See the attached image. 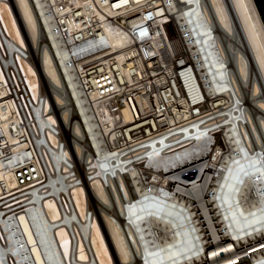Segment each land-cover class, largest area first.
Returning a JSON list of instances; mask_svg holds the SVG:
<instances>
[{"label": "built area", "instance_id": "obj_1", "mask_svg": "<svg viewBox=\"0 0 264 264\" xmlns=\"http://www.w3.org/2000/svg\"><path fill=\"white\" fill-rule=\"evenodd\" d=\"M1 1L7 3L9 0ZM154 1L159 6L153 8L150 3ZM32 2L66 86L65 95L75 109L69 119L80 123L85 145L83 156L79 157L74 147L78 137L73 136L58 116L60 106L51 92L52 85L45 80L44 86L39 76L43 94H39L31 108L34 120L25 121L18 131L9 126L7 139L4 137V116L0 114V200L14 191L22 208L34 211L27 214L33 218L30 219L31 232L41 250L43 244L39 234L47 230V216L36 211L46 200H53L61 217L57 228H64L68 235L73 261L79 246L91 256L89 232L91 217L95 216L90 202L86 216L81 217L75 210L72 198L75 188L87 185L89 201L94 182L110 189L106 180L115 179L119 174L131 184L129 171L136 168L143 150L167 143L185 132L203 142L207 155L214 162L221 156L230 158L235 153L226 152L222 138L225 142L232 140L230 134L241 138L239 126L248 125V115L255 111L249 110L230 81V66L219 47L210 41L206 46L205 39L198 33L197 42L200 40L201 44L193 46L189 42L187 29L179 22L188 18L189 11L185 12L186 17L180 16L178 20L165 0ZM157 9L161 10L160 16ZM161 24L165 25L164 29ZM106 30L122 40L121 49L110 50ZM191 30L197 29L192 26ZM1 43L7 48L3 65L14 69L18 79L22 78V61L31 62L36 70L40 68L37 54L11 44L0 27ZM210 67L211 74L208 73ZM217 73L220 77L213 85L211 80ZM3 89L0 83V90ZM28 92L27 88H12L5 96L10 99ZM1 99L0 109L4 110V98ZM51 99L56 123L49 120L45 106ZM123 109L129 112V122L122 118ZM246 143L242 138L237 146L241 144L247 151ZM256 149L258 151L259 146L256 145ZM191 161L179 165L178 177L184 182L195 181L203 172V166ZM4 169L13 172V190L4 179ZM9 217L4 219V212L0 210V260L3 264H25V258L19 256L27 250L25 233L18 220ZM53 230L47 239L53 248L52 258L64 264ZM245 248L246 245L236 244L238 252ZM14 252L18 253L16 258L7 259ZM262 256L264 254L258 257ZM202 257L205 260V256ZM236 264L259 262L247 256L238 259Z\"/></svg>", "mask_w": 264, "mask_h": 264}, {"label": "bare ground", "instance_id": "obj_2", "mask_svg": "<svg viewBox=\"0 0 264 264\" xmlns=\"http://www.w3.org/2000/svg\"><path fill=\"white\" fill-rule=\"evenodd\" d=\"M166 1L173 8L172 10L176 13V18L178 20L180 16L186 17L185 12L187 11L191 12V14L193 13L194 19H192V15L189 14L191 16H188L187 19L179 21L181 25L185 26V29H187L188 37H190L189 42L192 43L193 46L198 45V42L201 44L200 40L197 42L196 33H198L205 39L206 46L207 41H210V43H214L219 47L222 54H225L224 57L227 58L230 66V81L239 94L243 96L245 102L246 97H244L243 91H245L244 88L246 86L244 87L243 83L248 82L247 79L250 75L249 65L251 64V67L254 66L257 71H255V75L258 81L256 82L255 80V82L253 81L251 83V88L248 90L249 99L247 106L249 110L255 109V112L254 114L248 115V125L245 127L242 125L239 126L238 129L241 131V138L238 136L234 138V136H232L233 134H230L232 140L228 142H225L224 140L226 139L222 138L226 147V152L235 153L230 158L229 156L226 158L221 156L218 161L214 162V159L207 155L208 151L203 142L200 143L198 140L193 139L188 132H185L183 135L170 139L167 143L158 146L152 145L151 149L147 148L143 150V157L137 162L136 168L134 167L129 171V177L132 179L131 184L126 182V177L120 176L119 174L117 175L120 185L119 191H121V194L125 196L128 202H143L145 200L158 202L165 206V209L171 210L174 214L178 215V218L182 220L181 223L185 227L189 238L194 244V248L189 250L188 256L182 257V255L178 254L181 241L178 228H175L170 221L160 215L151 214L148 218V224L150 223L149 230L153 236L154 240H152L154 243H152V245H150V243L147 245V249L153 253L147 261L145 258H139L137 261L134 260L136 257L135 255L132 256L130 245L126 243L124 236L117 228L116 223L112 220V216L110 217L108 214L103 213L107 230L121 262L120 264H206L208 261L209 263L207 264H236L238 259L247 256L253 257L259 264L264 263V256L261 258L258 257L264 254V241L260 242V240H264V227L243 234L240 233L241 235H239L232 225L231 216L229 217L228 212H226V204L222 203V196L229 190L233 179H236L233 176L234 174H232L233 168H236V166L244 160L248 150L254 149L251 140H254V143L257 142L255 146L260 145L264 147V97L262 96L263 99L258 98L262 88L264 90V25L253 0H165V2ZM150 4L153 5V8L154 5L155 7L159 6V3L156 1ZM156 13L160 16L161 10L157 9ZM235 19L239 25V30H241V33H239L240 40L243 46L247 47V51L251 56H247L246 58V55L235 49L234 55H236V52L238 54L234 61L237 69V78L239 80L241 79V85V82L238 79L236 80L233 67L226 53L228 49L233 50L232 46H227L223 51L221 45V38L226 35L232 36L234 34V25H236ZM163 23L165 24V22ZM164 24H161L163 29L165 27ZM190 24H194L197 30H191L192 26ZM0 27L3 34L5 31L10 43H14V46L17 48H28L21 33L24 29L29 36L28 39L31 41L30 43H32L31 48L34 47L38 49V47L41 46L39 47L40 54L38 57L40 68L36 70L31 62L22 61V63H20L22 78L18 79L14 69L7 68L3 65L2 60L7 54V48L3 43L0 45V83L4 86L3 91L0 90V94H3L0 95V99L4 98V110L0 109V114L4 116V137L9 139L7 136V128H9V126L18 131L25 121L34 120L31 108L36 104L39 94H43L39 79V76H41L52 85L51 92L54 95L56 104L61 106V118L65 124H67L68 129L72 131L73 136L78 137V140L74 142L76 153L79 157L83 156L85 145L83 130L80 123H77L73 119H69L70 116L72 118L75 114V109L70 98L68 99L65 95L67 92L66 86L60 76L58 67L53 61L44 26L32 0H13L7 3L0 0ZM211 32L212 35L210 34ZM113 33L114 32L106 30V35L108 36L107 42L111 48L110 50L121 49L123 47L122 40ZM206 38H208V40ZM31 48H28L29 51ZM248 62L250 63L249 65ZM210 71H212V67L209 68V74H211ZM213 78L214 79L209 80L215 85L214 82L217 81L216 78L218 77L213 75ZM237 81H239V83H237ZM20 87L27 88L29 92L23 94V96L16 94L15 98L7 99L5 95L8 90ZM210 87L213 88L212 86ZM247 87L249 86L247 85ZM1 101L2 99L0 102ZM45 106L47 107L48 114L51 113L48 116L49 120L56 123L52 111L50 110L51 106H53L52 100L47 101ZM22 114L27 118H23ZM121 114L123 120L129 122L130 115L128 110L123 109ZM256 121H258V123ZM252 123L255 127L257 123L259 130H255ZM242 138L247 140L245 144L247 151L241 144L237 146V142H240ZM179 139L182 140L179 144L175 145V141ZM160 147L162 148L160 149ZM263 147L262 149L259 148L263 150ZM152 149L153 151L151 152ZM226 152L224 156H226ZM214 158L217 160V157ZM184 161H191V163H197L199 166L204 167V169H202L203 172H200L197 179L193 182H184L178 177V173L181 170V163ZM237 168H239V166ZM235 172L237 171L235 170ZM143 177L145 178L144 181ZM4 179L8 182L11 190H13L15 184L12 170L4 169ZM249 181L248 179H243L231 198L233 207L237 208L239 212H241L240 215L244 216L252 215L260 211L262 207L259 200L260 198L255 197L257 192L253 195L254 191ZM115 182H117V180ZM114 185L110 183V193L112 194V187L113 193L116 195ZM91 190L100 200L101 204L105 206L108 205L109 200L106 195V188L102 183L94 182L91 184ZM86 194L82 186L75 188L72 193L75 210L79 212L81 217L86 216L87 207L89 205ZM224 197L225 196H223V198ZM113 199L115 198L113 197ZM223 202L226 201L224 200ZM43 206L44 209L39 208L40 212L46 214L48 225L50 224V226H52L50 228L48 227V231L50 232L54 229L52 235L53 237L56 236L58 239L61 247L60 253L63 260L62 262L64 264H112L108 249L104 244V236L101 234L100 224L98 225L95 216L93 217L92 215L91 217L89 232V250L92 257L79 246L72 261L68 235L64 228H57L61 217L55 202L53 200H46ZM22 207L23 205L14 191L7 194L4 200H0V210L4 212V219L8 220V218H10L9 216L16 218L21 229L25 233L27 250L22 251V255L19 256L25 258V264H59L52 258L53 248L50 244L48 246L47 238L43 234H39L43 244L42 250L39 246H34L32 240V242L30 241L31 238L27 235L26 227H31V222L24 220L23 223L20 219H25L26 217L28 219L29 216L27 212L31 214L32 210H26ZM236 244H239V246L246 245V248L238 252ZM16 255H18V253L14 252L10 254L7 259L12 261V258H16ZM202 256H205V260ZM0 264H3L1 260Z\"/></svg>", "mask_w": 264, "mask_h": 264}, {"label": "rangeland", "instance_id": "obj_3", "mask_svg": "<svg viewBox=\"0 0 264 264\" xmlns=\"http://www.w3.org/2000/svg\"><path fill=\"white\" fill-rule=\"evenodd\" d=\"M9 1H13V0H9ZM228 3H229V1H228ZM229 6H230V4H229ZM191 15H189V16H191ZM235 22H236V25H234V34L232 36L226 35L225 37L221 38V45H222L223 51L227 48V46H232L233 50L228 49V50H226V53L230 59V64L233 67V72H234V75L236 76V80H237L238 76L236 73L237 69L235 66L234 59L236 60L235 57L238 53L236 52V55H234L235 49L240 51L242 54L246 55L245 56L246 58H247V56H249V57H251V56H250L249 52L247 51V47L243 46V43L240 40L239 33H241L240 32L241 30H239L240 28H239V25H238L236 19H235ZM192 23H193V21H192ZM190 25L193 27L195 26L194 24H190ZM237 26H238V28H237ZM237 30H239V31H237ZM20 31H21V29H20ZM21 33H22L24 42L26 43L28 48H31L32 43H30L31 41L28 39L29 36L27 35V32L25 31V29ZM206 39L208 40V38H206ZM208 44H210L209 41H207V46H208ZM39 47H41V46H39ZM39 47H38L39 50L34 48V47L30 49L31 53L35 52L38 57L40 54V48ZM224 56H225V54H224ZM249 64L250 63L248 62V65ZM249 67L248 68H249V74L250 75L247 79L248 82L243 83L244 87L245 86L246 87L244 88L245 91H243L244 94L242 93L244 95V97H246L245 98L246 104L248 103V99H249L248 98V90H250V88H251V83L253 81L255 82V80H256V82L258 81L257 76L255 75L256 70H255L254 66L251 67V64H250ZM252 68H254V69H252ZM214 76L220 77V74L217 73ZM41 78H42V83L45 86L47 84V82H46L47 80L45 81V79L43 77H41ZM250 78H252V79H250ZM216 80H217V78H216ZM239 81L241 82V79ZM239 81H237V83H239ZM241 84H242V82L240 83V85ZM247 85L249 87H247ZM46 91H47V87H46ZM260 95H261V97H260ZM258 96H257L258 98L263 99V97H264L263 88H262V91H260ZM52 105L53 106H51L50 110H52V108H54L53 102H52ZM58 111H59L58 116L61 117V113H60L62 111L61 106H60V110H58ZM49 114H51V113H49ZM59 120H60V118H59ZM256 122L258 123V121H256ZM257 123H256V127L252 123L253 127H255V130H259V128L257 127V125H258ZM251 142L253 143L252 145H254L253 146L254 149L248 150L245 154L244 160L240 164H238L236 166V168H233L232 174H234L233 176L236 179H233L232 185L230 186L229 190L226 192L225 195H223L225 197L223 198V196H222V203L226 204L225 205L226 212H228L229 217L231 216L230 219L232 221V225L239 235L246 233V232H249V231H252V230H255L257 228L264 227V182H262V181H264V159H263L264 147L258 145L261 149L263 147V150H261L259 148V150L257 151L256 146H255V144L257 143L256 140H255L256 143H254L252 140H251ZM74 145H75V143H74ZM238 166H239V168H237ZM235 170L237 172H235ZM233 171H234V173H233ZM243 179L250 180L249 182L252 184L251 186H252L253 191H254L253 195H254V193L257 192V194H255V197L260 198L259 200H260L262 207L260 208V211H257L256 213H254L252 215H245V216L240 215L241 212H239V210L237 208L233 207V205L231 203V198L233 196V193L236 192V190H237L236 188L239 187L238 185L241 184V181ZM116 180H117V182H115ZM116 180L115 179L109 180V178L106 180V183L109 186H110V183H112L113 185L115 184L114 188H115V192H116V195H115V193H113V189L111 187L112 194H113L112 195L110 193V189H108V188L106 189V195L108 196V200H109L107 206L101 204L100 200L93 194V192H92V195H91V193L89 194L90 206L95 211V217H96L98 225L100 224L101 234H102V236H104L103 237L104 244H105L106 248L108 249V253H109V256L112 260V264H120L121 262L119 260V257L117 255L115 248H114L111 237H110L109 232L107 230L105 219L103 217V213L108 214L110 217L112 216L111 217V218H113L112 220L116 223L117 228L119 229V231L124 236L126 243L130 245L131 254H132V256L135 255V257H136L134 260L137 261V259H139V258H142V259L145 258L147 261L153 255V253L147 249V245H149V243H150V245H152V243H154L153 242V240H154L153 236L151 234V231L149 230L150 223L148 224V222H149L148 218L151 214L163 216L165 219L170 221L175 226V228H178L179 233H180V238H181L180 248H179L178 254L182 255V257L188 256L189 255L188 252H189V250L194 248L193 247L194 244L192 243L191 239L189 238L188 233L185 230V227L181 223L182 220L178 218V215L174 214V212L171 210L165 209L166 207L161 205L158 202H152V201H146V200L143 202H140V201H135V202L129 201L128 202L126 200L125 196L123 194H121V191H119L120 185H119V182L117 179V174H116ZM117 184H118V186H117ZM87 187H88L87 185H85V188L83 187L85 191L88 189ZM113 197L115 199H113ZM87 198H88V196H87ZM223 199L226 202H223L224 201ZM40 209H44V206H41ZM40 209H38L37 212H40ZM237 210L239 213L237 212ZM31 212H34V211H31ZM238 215H240V216H238ZM29 218L31 220L33 219L31 217H28V219H27V217H26L25 219L21 218L20 221L24 223V220H26V221L28 220L30 222ZM101 224H102V229H101ZM47 225H48V222H47ZM34 226H35V223H34ZM36 227H38V229H40V227L37 224H36ZM48 227L50 228L52 226H50V224H49ZM48 227H46L47 230L44 233L43 232L40 233L41 235L43 234L47 239L49 238V236H51V231L50 232L48 231ZM26 232H27V235L31 238L30 241L31 240L33 241V242L31 241L32 243H34L33 245L37 246V244L34 242V237L32 236L33 234L31 232V227L27 226ZM46 232L47 233L49 232V233L47 234ZM46 234H47V236H46ZM262 241L263 240H260V242H262ZM47 242H48V240H47ZM48 246H49V243H48ZM174 255H175V253H174ZM136 261H135V263H136Z\"/></svg>", "mask_w": 264, "mask_h": 264}, {"label": "water", "instance_id": "obj_4", "mask_svg": "<svg viewBox=\"0 0 264 264\" xmlns=\"http://www.w3.org/2000/svg\"><path fill=\"white\" fill-rule=\"evenodd\" d=\"M264 25V0H253Z\"/></svg>", "mask_w": 264, "mask_h": 264}]
</instances>
